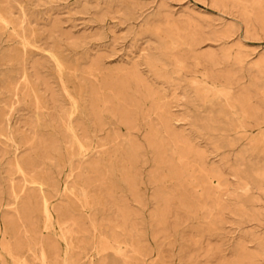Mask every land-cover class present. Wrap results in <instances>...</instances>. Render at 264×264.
<instances>
[{"label": "rangeland", "instance_id": "374dc122", "mask_svg": "<svg viewBox=\"0 0 264 264\" xmlns=\"http://www.w3.org/2000/svg\"><path fill=\"white\" fill-rule=\"evenodd\" d=\"M0 264H264V0H0Z\"/></svg>", "mask_w": 264, "mask_h": 264}]
</instances>
